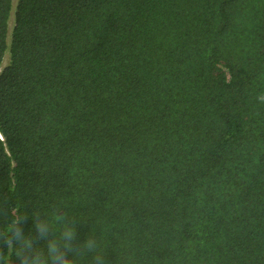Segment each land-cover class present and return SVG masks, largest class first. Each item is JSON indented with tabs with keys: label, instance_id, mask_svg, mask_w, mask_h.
<instances>
[{
	"label": "trees",
	"instance_id": "16d2710c",
	"mask_svg": "<svg viewBox=\"0 0 264 264\" xmlns=\"http://www.w3.org/2000/svg\"><path fill=\"white\" fill-rule=\"evenodd\" d=\"M10 10L0 264L65 223L75 264H264V0H15L8 26Z\"/></svg>",
	"mask_w": 264,
	"mask_h": 264
},
{
	"label": "clouds",
	"instance_id": "9594fccd",
	"mask_svg": "<svg viewBox=\"0 0 264 264\" xmlns=\"http://www.w3.org/2000/svg\"><path fill=\"white\" fill-rule=\"evenodd\" d=\"M256 100L258 103L264 104V92L257 94ZM17 223L18 221L9 225L8 231L13 232L19 240H24V238L20 235L19 228L16 227ZM37 229L43 238L50 230V225L48 223H38ZM75 236V228L65 223L60 229L59 235L54 236L53 239L49 240L46 254L42 249H35V255L31 259L27 260L26 264H75L72 255H69V253H75L76 251L72 248V242L75 239ZM7 243L11 249L13 246V239L11 236L8 237ZM83 247L89 250H94L96 243L94 240L89 239L85 242ZM25 248H32L31 241H24L23 246L18 245L16 254L23 257ZM94 264H103V258L101 256H96L94 258Z\"/></svg>",
	"mask_w": 264,
	"mask_h": 264
},
{
	"label": "rangeland",
	"instance_id": "374dc122",
	"mask_svg": "<svg viewBox=\"0 0 264 264\" xmlns=\"http://www.w3.org/2000/svg\"><path fill=\"white\" fill-rule=\"evenodd\" d=\"M14 3H15V0H11V10L9 13V17L7 19L8 26H10L12 24V15H13L12 13H13ZM7 60H8V52H5V54L3 56V60H2V65H4Z\"/></svg>",
	"mask_w": 264,
	"mask_h": 264
}]
</instances>
